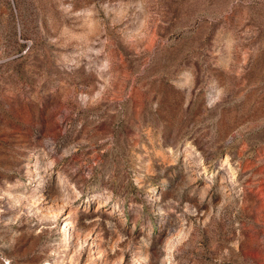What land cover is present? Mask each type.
<instances>
[{
  "label": "rangeland",
  "instance_id": "374dc122",
  "mask_svg": "<svg viewBox=\"0 0 264 264\" xmlns=\"http://www.w3.org/2000/svg\"><path fill=\"white\" fill-rule=\"evenodd\" d=\"M69 233L74 264H264V0H0V264Z\"/></svg>",
  "mask_w": 264,
  "mask_h": 264
},
{
  "label": "bare ground",
  "instance_id": "6f19581e",
  "mask_svg": "<svg viewBox=\"0 0 264 264\" xmlns=\"http://www.w3.org/2000/svg\"><path fill=\"white\" fill-rule=\"evenodd\" d=\"M46 214H43V216H45ZM73 223V222H72ZM66 227H72L71 226V222H65V224H64ZM72 233H69V234H67L66 236H64V239H63V244H62V252H66L67 253V255H68V263L69 264H74L75 263V254H76V248H75V250H74V253H73V255L72 256H70L69 255V247L71 248V243H72ZM60 263L59 264H64L65 263V259H63L62 261H59Z\"/></svg>",
  "mask_w": 264,
  "mask_h": 264
}]
</instances>
